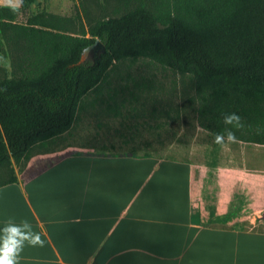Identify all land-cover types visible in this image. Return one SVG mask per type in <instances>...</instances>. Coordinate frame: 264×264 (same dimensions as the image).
Masks as SVG:
<instances>
[{
    "label": "crops",
    "instance_id": "0c3cea01",
    "mask_svg": "<svg viewBox=\"0 0 264 264\" xmlns=\"http://www.w3.org/2000/svg\"><path fill=\"white\" fill-rule=\"evenodd\" d=\"M66 134L13 159L0 187V227L27 221L40 236L17 264H264V229L246 226L264 222V146L119 152Z\"/></svg>",
    "mask_w": 264,
    "mask_h": 264
},
{
    "label": "trees",
    "instance_id": "16d2710c",
    "mask_svg": "<svg viewBox=\"0 0 264 264\" xmlns=\"http://www.w3.org/2000/svg\"><path fill=\"white\" fill-rule=\"evenodd\" d=\"M148 1L161 11L140 7L82 34L51 14L20 22L28 0L19 9L0 8V52L22 53L10 60L11 76L0 80V172L9 170L0 173V187L13 180L12 160H27L35 146L69 133L86 97L125 62L147 60L195 78L200 115L220 120L201 126L210 139L199 143L223 144L231 130L235 141L264 146V119L256 118L264 116V0ZM97 41L95 57L81 62ZM231 113L248 118V132L242 123L222 122Z\"/></svg>",
    "mask_w": 264,
    "mask_h": 264
},
{
    "label": "rangeland",
    "instance_id": "374dc122",
    "mask_svg": "<svg viewBox=\"0 0 264 264\" xmlns=\"http://www.w3.org/2000/svg\"><path fill=\"white\" fill-rule=\"evenodd\" d=\"M140 7L154 13L161 11L148 0H28L19 21L25 22L27 17L37 13L51 14L67 21L64 24L70 33L82 34L99 20L119 17ZM7 54L0 52V80L11 76L12 57L22 56L21 52L11 53L9 49ZM95 55L96 49L91 50L83 56V62L92 60ZM196 85L193 76H181L151 66L147 60L119 64L99 89L86 97L73 129L62 142L97 150L104 145L121 152L162 148L164 144L177 143L175 141H208L210 135L202 127L220 120L214 122L212 113L200 115ZM256 118L264 119V116L260 114ZM221 119L224 122V118ZM240 123L245 125L242 132H248V118L242 116ZM252 124L257 129L262 128L260 123ZM236 145L259 147L241 142ZM5 170L8 174L5 168L0 173L5 175ZM246 226L247 229H264V222L255 220L247 222Z\"/></svg>",
    "mask_w": 264,
    "mask_h": 264
},
{
    "label": "clouds",
    "instance_id": "9594fccd",
    "mask_svg": "<svg viewBox=\"0 0 264 264\" xmlns=\"http://www.w3.org/2000/svg\"><path fill=\"white\" fill-rule=\"evenodd\" d=\"M241 117L236 113L228 114L224 117L227 125L239 126ZM227 140L235 139L231 130H227ZM217 143H223L225 136L218 134L215 137ZM40 236L32 231V226L27 222L21 223L8 222L0 227V264H17V258L22 252L26 243H40Z\"/></svg>",
    "mask_w": 264,
    "mask_h": 264
},
{
    "label": "water",
    "instance_id": "95a60500",
    "mask_svg": "<svg viewBox=\"0 0 264 264\" xmlns=\"http://www.w3.org/2000/svg\"><path fill=\"white\" fill-rule=\"evenodd\" d=\"M99 47V42L97 41L94 45L90 46L89 48H87L84 52V55L85 56L86 54H88L91 50L93 49H97ZM84 58L82 57V60L81 62H83Z\"/></svg>",
    "mask_w": 264,
    "mask_h": 264
}]
</instances>
